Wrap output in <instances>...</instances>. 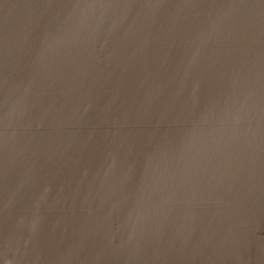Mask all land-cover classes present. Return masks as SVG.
<instances>
[{
    "label": "crops",
    "instance_id": "crops-1",
    "mask_svg": "<svg viewBox=\"0 0 264 264\" xmlns=\"http://www.w3.org/2000/svg\"><path fill=\"white\" fill-rule=\"evenodd\" d=\"M0 264H264V0H0Z\"/></svg>",
    "mask_w": 264,
    "mask_h": 264
},
{
    "label": "rangeland",
    "instance_id": "rangeland-1",
    "mask_svg": "<svg viewBox=\"0 0 264 264\" xmlns=\"http://www.w3.org/2000/svg\"><path fill=\"white\" fill-rule=\"evenodd\" d=\"M111 59L113 60V62H115V61L117 62V58L113 57V58H110V60ZM113 62H110V65H112ZM111 84H112V79H111ZM52 130H56V126H54Z\"/></svg>",
    "mask_w": 264,
    "mask_h": 264
}]
</instances>
